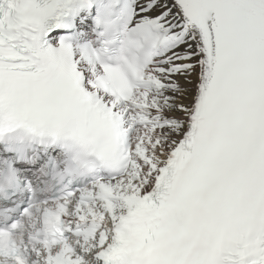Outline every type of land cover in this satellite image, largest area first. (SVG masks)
Masks as SVG:
<instances>
[{"label": "snow or ice", "instance_id": "snow-or-ice-1", "mask_svg": "<svg viewBox=\"0 0 264 264\" xmlns=\"http://www.w3.org/2000/svg\"><path fill=\"white\" fill-rule=\"evenodd\" d=\"M0 264H264V0H0Z\"/></svg>", "mask_w": 264, "mask_h": 264}]
</instances>
